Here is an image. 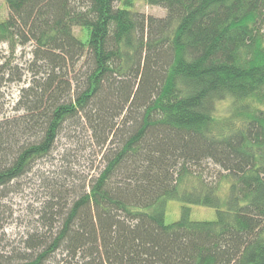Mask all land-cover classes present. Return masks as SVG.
Here are the masks:
<instances>
[{"label":"trees","instance_id":"1","mask_svg":"<svg viewBox=\"0 0 264 264\" xmlns=\"http://www.w3.org/2000/svg\"><path fill=\"white\" fill-rule=\"evenodd\" d=\"M4 1L0 264H264V0Z\"/></svg>","mask_w":264,"mask_h":264},{"label":"rangeland","instance_id":"2","mask_svg":"<svg viewBox=\"0 0 264 264\" xmlns=\"http://www.w3.org/2000/svg\"><path fill=\"white\" fill-rule=\"evenodd\" d=\"M134 7L144 12L146 15L152 14L156 16H163L165 14V9L160 6L150 5L147 4L145 0H134ZM8 14V8L4 0H0V19H3ZM76 34H80L79 28L74 29ZM6 45L0 43V49L5 48ZM17 85L13 84L11 88L7 90V97L13 96L15 97L18 93ZM12 102V103H11ZM10 106L14 104V100H11ZM226 103L219 102L218 107L220 109L225 108ZM87 157L82 158L80 160L79 168L83 170L85 166H87ZM48 164H46L47 166ZM211 169H216L217 167L210 164L209 166ZM23 192L26 195H20V194H11L10 198L6 201L11 205L13 215L12 219L10 221H7L4 224L3 232L6 236L9 238H17L19 233H22L24 230V214L26 213V206L27 204H34V199L30 196V189L25 187L23 189ZM182 203L175 199H169L166 201V209H165V221L171 222L173 220H176L181 212ZM190 207V218L195 220H211L216 217V210L213 207L205 206V205H199V204H189ZM20 216V217H19ZM27 218H29V215H26ZM22 220V221H21Z\"/></svg>","mask_w":264,"mask_h":264}]
</instances>
